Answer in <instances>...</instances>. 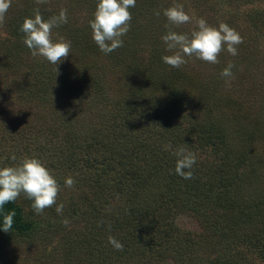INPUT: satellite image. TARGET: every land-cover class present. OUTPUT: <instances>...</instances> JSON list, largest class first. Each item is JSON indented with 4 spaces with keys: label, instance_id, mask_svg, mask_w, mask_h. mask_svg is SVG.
Segmentation results:
<instances>
[{
    "label": "trees",
    "instance_id": "obj_1",
    "mask_svg": "<svg viewBox=\"0 0 264 264\" xmlns=\"http://www.w3.org/2000/svg\"><path fill=\"white\" fill-rule=\"evenodd\" d=\"M260 1L136 0L129 9L130 30L121 37L123 46L109 53L112 64L118 65V80L129 87L122 92L115 83L116 71L103 68L106 61L99 60L102 52L92 38L89 21L98 0H71L51 10L36 5L45 20L58 9H67L68 23L59 26L58 34L71 43L74 62L35 60L26 71L6 63L14 69L12 82L19 78L21 90L24 82H31L33 86L24 88L26 94L79 92L85 103L79 104L83 116L93 118L85 117L80 128L68 125L62 133L57 127L50 129L43 140L32 142L35 152L28 154L40 159L56 178L60 185L56 204H64L63 213L58 214L54 205L37 214L33 201L21 193L0 210V236L37 237L49 256H64L61 264H77L76 255L80 264H150L169 258L177 264H256L254 259L264 264V188L255 184L245 189L264 167V119H257V111L246 100L258 101V95L264 107V51L256 52L252 44L257 37L252 29L264 25V9L254 5ZM174 4L195 12L193 22L169 26L178 33H190L199 18L214 27L227 23L237 32L241 22L248 26L249 36L239 33L243 43L237 46L238 54L225 50L218 56L253 57L246 93L233 86H225L230 92L223 91L219 64L213 65L219 74H201L190 64L191 58L179 68L163 62L164 55L172 54L161 39L169 31L163 10ZM80 7L90 13L79 27L72 24V17ZM83 87L93 93L89 98L80 94ZM238 117L246 118V123ZM249 117L253 120L247 121ZM28 127L21 125L26 132ZM180 147L197 157L192 179L175 173L173 152ZM24 157L18 154L16 163ZM69 177L75 181L71 188L65 186ZM10 211L15 212L14 223L5 232L3 216ZM180 214L199 221V235L179 227ZM109 236L120 241L123 250H116ZM197 236L212 246L204 252L206 258L193 255ZM210 250L215 256L210 257Z\"/></svg>",
    "mask_w": 264,
    "mask_h": 264
},
{
    "label": "rangeland",
    "instance_id": "obj_2",
    "mask_svg": "<svg viewBox=\"0 0 264 264\" xmlns=\"http://www.w3.org/2000/svg\"><path fill=\"white\" fill-rule=\"evenodd\" d=\"M70 1L71 0H57L56 2L63 5ZM259 3L260 4L254 5H256L258 9H264V0L260 1ZM36 5L37 4L35 3V0H11V6L5 15V22L3 25H0V167L18 164L16 163L17 159L15 161L12 160L13 155L16 157L18 154L22 153L26 157L33 158L34 156L32 157V155L35 150L32 142H39L43 140L42 138L46 137L50 129L57 127L62 133L68 128V125L70 129L80 128L82 123L86 121L85 117L87 119L93 118V116L88 113L85 114V117L83 116L79 104L85 105V103L81 96L76 94L79 92L74 93L71 91V93L64 92L62 94H58V92H52V94L41 95H33L31 92V94H26L23 93L24 88H30L33 86L31 82H29V84L24 82L25 86L22 88V90L18 88L20 82L19 78H16L18 82H12V73L14 69L12 67H10V69L9 67H6V63L14 65L15 68L17 65L18 67L21 65V68L26 71L25 68L31 65L33 61L35 62V60L45 63L47 61L45 58L33 57L31 55V50L27 47L23 40V38L25 39V33L21 31L24 19L33 15L32 11L36 8ZM41 5L47 10L57 7L54 0H48L47 3ZM59 11V9L55 11L54 15H57ZM74 13L75 14L72 18L75 22H72L73 25L76 24L80 27L87 23L86 20L90 13L89 10L80 7ZM244 13L247 15V19L250 20L249 18H251V16L248 15V10H245ZM188 14L190 17L194 18L195 12L191 11L188 12ZM240 24L241 26L239 27L240 29H238V33H245L247 36H249V29L246 32L248 26L245 27L243 22ZM252 30L256 32L257 36L253 39L254 42H252L253 49L256 52L264 51V25L258 29L253 28ZM58 32L59 27L53 29L52 39L54 41L61 38L65 41H68L63 34H58ZM20 44H24L25 47L18 49ZM76 51L79 52L80 55L81 47L76 49ZM71 55L73 56L72 52L69 54L67 59L62 60L61 63H73L74 61L70 60L72 58ZM252 58L253 57H245L237 59V57H218L219 63L216 64H219L221 69H224L225 66L229 65L230 63L236 67L232 72L233 76L223 80L222 88L225 93L230 92L225 86H233L239 88L245 93L247 92V88H249L247 70L250 71V66H252ZM99 60L106 61L102 62L104 69L109 70L111 68L116 71L115 67H118V65L115 66L112 64L113 60H111V56L109 54L106 55L101 53ZM110 63L112 64L113 68L109 65ZM190 64L194 66L195 69L201 74H219L220 72L216 66H213L216 64L207 63L194 57L191 58ZM116 73L117 77H115V83H117L121 92L124 91V89H128L129 87H125L123 80H118V78L121 76L117 71ZM108 80L111 85L110 77H108ZM12 87L13 91L9 93V90ZM77 87L78 90H80L81 85H78ZM81 89L82 90L80 91V94L82 97L89 98L88 94L91 93V91L89 89L86 90V87ZM257 97L258 101H256L253 97L246 98V100L248 104H252V109L257 111V115H259L257 119L262 121V119H264V107L262 106L261 98L258 95ZM98 98L101 97H96L95 101H98ZM224 110L226 115H228L226 106H224ZM62 114H64V119L61 117ZM239 120H242L246 123V118L238 117L237 121ZM250 120L253 119L249 117L247 121ZM43 122L45 123L42 125L41 123ZM24 123H28L29 132H26L25 129L21 128V125ZM229 123H235V120H233V122L230 121ZM29 153L32 155L28 156ZM260 171L261 174L259 173V175L256 176L253 174L250 183L245 184L246 192L249 191V189L255 184L261 188H264V167L263 169H260ZM246 175L247 174H245V176ZM176 223L183 230L192 232L195 236L197 234L199 235L201 231L199 221L189 214L178 215ZM195 247L196 248L193 252V255L196 254V256L201 258H206L207 256L204 252L206 250L212 249L211 244L209 242L203 241L202 237L200 236H197ZM48 249H50V247H48ZM210 252V257L215 256V253L212 252V250H210ZM63 258L64 256L62 254L57 253L49 256V254H47L46 250L44 249L43 242L40 239H37V237L21 236L17 234H8L4 235L3 237L0 236V264H50L49 262L61 264V260L63 263H65ZM74 260L77 264H80V258L77 255ZM185 262L188 261L185 260ZM252 262H256V264L261 263L259 259H254ZM150 264L177 263L175 260H171L169 258L168 261L155 260Z\"/></svg>",
    "mask_w": 264,
    "mask_h": 264
},
{
    "label": "clouds",
    "instance_id": "obj_3",
    "mask_svg": "<svg viewBox=\"0 0 264 264\" xmlns=\"http://www.w3.org/2000/svg\"><path fill=\"white\" fill-rule=\"evenodd\" d=\"M48 0H35L37 5L45 4ZM136 0H98L94 19L90 20L92 38L100 51L109 54L123 46L122 36L130 30L132 19L129 9L135 7ZM11 6V0H0V25L5 22V15ZM160 11L156 12L159 16ZM163 15L170 25H184L193 22V18L184 10L182 4H174L163 10ZM68 23L66 8H61L57 15L45 20L39 7L33 10V16L26 17L21 31L25 33L24 43L31 50L33 57L45 58L52 64H58L67 59L71 53V43L62 38L52 39L54 28ZM166 46V51L171 55H164L165 64L179 68L188 63L187 58H196L207 63H219L218 56L222 51H227L235 56L238 54L237 46L243 43L241 35L227 23L221 22L218 27L211 26L204 18L194 21L190 33H178L169 27V31L161 38ZM233 64L223 69L220 75L224 78L233 76ZM170 148L171 146H166ZM177 157L175 173L184 179L193 178V166L196 164L195 153L180 147L173 152ZM15 161V155L12 156ZM187 169V171H186ZM75 181L69 177L65 180L66 187H73ZM60 185L50 170L38 158L24 157L18 164L0 167V210L8 202H14L23 193L33 201L32 209L41 214L46 208L56 205V212L63 213L64 204H56ZM15 216L10 211L3 216V230L12 229ZM63 223L67 224L65 219ZM110 227V226H109ZM108 242L116 249L123 250V244L112 236Z\"/></svg>",
    "mask_w": 264,
    "mask_h": 264
}]
</instances>
